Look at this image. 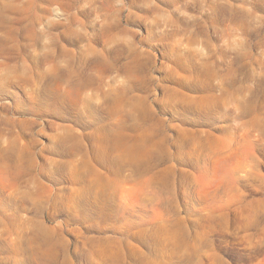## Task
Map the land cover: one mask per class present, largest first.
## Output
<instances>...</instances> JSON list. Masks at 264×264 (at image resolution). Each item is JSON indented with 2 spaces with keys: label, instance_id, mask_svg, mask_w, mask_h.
<instances>
[{
  "label": "rangeland",
  "instance_id": "rangeland-1",
  "mask_svg": "<svg viewBox=\"0 0 264 264\" xmlns=\"http://www.w3.org/2000/svg\"><path fill=\"white\" fill-rule=\"evenodd\" d=\"M0 264H264V0H0Z\"/></svg>",
  "mask_w": 264,
  "mask_h": 264
}]
</instances>
